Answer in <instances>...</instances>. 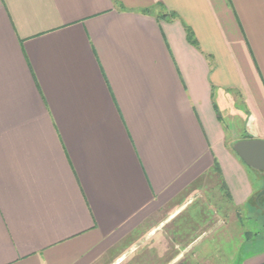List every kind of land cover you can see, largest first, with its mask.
Here are the masks:
<instances>
[{"label":"crops","instance_id":"1","mask_svg":"<svg viewBox=\"0 0 264 264\" xmlns=\"http://www.w3.org/2000/svg\"><path fill=\"white\" fill-rule=\"evenodd\" d=\"M245 139L264 0H0V264H119L144 228L129 264H264Z\"/></svg>","mask_w":264,"mask_h":264},{"label":"rangeland","instance_id":"2","mask_svg":"<svg viewBox=\"0 0 264 264\" xmlns=\"http://www.w3.org/2000/svg\"><path fill=\"white\" fill-rule=\"evenodd\" d=\"M243 133V131L241 132ZM244 134V133H243ZM165 216V215H164ZM242 221H243V225H244V241H248L251 237H258L261 238L262 235L264 234V208L262 207H252L249 210H245V212L243 213L242 216ZM177 220H174L172 222H169V224L161 226V229H158L160 232L168 228V225L172 224V223H176ZM159 221H155L154 225L155 226ZM153 234L155 232V229H151ZM145 228L142 229L141 232L136 234V237L133 239V245L127 249L126 251V256L124 258L123 261H120L119 264H129L132 262H136L134 259L135 255H139L140 250H141V244L138 243L139 242V238L145 233ZM144 247V246H142ZM160 247V246H159ZM252 247V249H251ZM253 247L254 245L249 244L247 246H245L243 249L240 250V255L239 256H244L246 254H248L249 252L253 251ZM228 248V246H227ZM203 246H200V250L202 251ZM152 253L155 254L157 253L155 248H152ZM167 250L163 251L159 254L161 256L159 257H163L160 258L159 260L155 259V256L153 259L148 260L149 264H167L168 262H170L169 260V255L170 252H166ZM134 255V256H133ZM214 256H216L217 258L214 259H195V260H181L179 262V264H226L228 259V255L226 253H224L221 258L219 259V252H217ZM133 257V258H131ZM226 257V258H225ZM162 259V260H161ZM237 264H240L239 261L237 262Z\"/></svg>","mask_w":264,"mask_h":264},{"label":"water","instance_id":"3","mask_svg":"<svg viewBox=\"0 0 264 264\" xmlns=\"http://www.w3.org/2000/svg\"><path fill=\"white\" fill-rule=\"evenodd\" d=\"M233 150L249 165L264 168V140L245 139L233 144ZM264 197V187L258 194Z\"/></svg>","mask_w":264,"mask_h":264}]
</instances>
